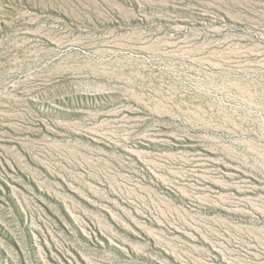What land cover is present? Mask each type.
I'll list each match as a JSON object with an SVG mask.
<instances>
[{"label":"rangeland","instance_id":"obj_1","mask_svg":"<svg viewBox=\"0 0 264 264\" xmlns=\"http://www.w3.org/2000/svg\"><path fill=\"white\" fill-rule=\"evenodd\" d=\"M0 264H264V0H0Z\"/></svg>","mask_w":264,"mask_h":264}]
</instances>
